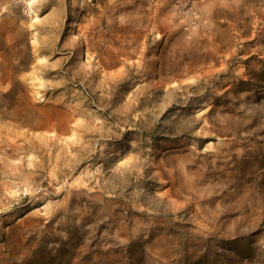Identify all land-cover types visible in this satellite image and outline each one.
<instances>
[{"label":"rangeland","instance_id":"374dc122","mask_svg":"<svg viewBox=\"0 0 264 264\" xmlns=\"http://www.w3.org/2000/svg\"><path fill=\"white\" fill-rule=\"evenodd\" d=\"M0 264H264V0H0Z\"/></svg>","mask_w":264,"mask_h":264}]
</instances>
